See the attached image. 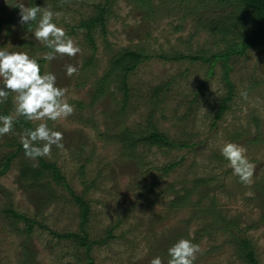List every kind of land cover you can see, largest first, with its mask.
<instances>
[{
	"label": "rangeland",
	"instance_id": "rangeland-1",
	"mask_svg": "<svg viewBox=\"0 0 264 264\" xmlns=\"http://www.w3.org/2000/svg\"><path fill=\"white\" fill-rule=\"evenodd\" d=\"M9 1L0 0V48L8 46L9 51L31 55L27 44L46 47L34 37L37 24L32 31L23 32L26 24L20 23L19 8L8 31L1 25L12 10L2 11ZM35 1V6H50L61 14L53 22L81 49L74 57L57 55L52 61L43 58L48 51L34 54L45 60L42 73L55 74L57 86L67 89V101L75 112L55 122L31 123L36 127L47 122L63 133L64 149L53 146L51 155L41 158L55 163L74 194L88 202V240L99 242L111 232L106 243L91 249L93 264H150L157 256L167 264L168 249L181 238L200 245L194 264H251L243 259L240 240L250 244L256 264H264V47L208 63L161 60L160 56L175 55L208 58L225 49L199 24L228 12L218 9L213 0H150L146 24L142 23L146 11H140L133 0ZM21 3L27 7L26 0L16 5ZM98 6L106 7L108 14L104 33L100 29L94 32L96 52L87 65L91 52L85 34L74 28L93 17ZM136 27L138 33L133 31ZM122 49L151 58L130 74L127 109L119 121L117 105L122 99L116 86L92 107L90 103L93 84L113 53ZM68 64L76 66L78 73L69 77ZM227 83L232 99L216 127L210 129L219 101L228 93ZM159 86H163L162 98L154 102L151 92ZM242 92L247 93L246 99ZM152 112L155 129L170 142L186 144L189 149L140 147L133 161L121 159L110 137L123 126L131 131L144 129ZM242 131L250 135L248 139L258 140L235 141ZM20 134L13 129L0 136V156L10 152L7 141L18 138L20 142ZM228 142L244 146L256 165L251 184L241 183L222 156L221 148ZM80 148L82 159L88 162L82 175L76 159ZM19 163L20 159L15 160L0 179V264H87L83 250L49 233L78 232L77 210L67 194L56 190L57 199L64 197L68 202H49L45 193L29 189L20 180ZM170 165L175 167L162 174ZM198 180L207 181L206 199L199 207L201 196L195 194L189 207L171 209L175 195H182L183 189ZM8 209L36 223L29 236L23 222L6 214Z\"/></svg>",
	"mask_w": 264,
	"mask_h": 264
},
{
	"label": "trees",
	"instance_id": "trees-1",
	"mask_svg": "<svg viewBox=\"0 0 264 264\" xmlns=\"http://www.w3.org/2000/svg\"><path fill=\"white\" fill-rule=\"evenodd\" d=\"M19 0H11L8 2L2 11L11 7L7 17L2 21L1 25H5L7 31L9 30L10 21L14 18L16 11V3ZM138 4L140 11L145 10V15L142 17V23L146 24L150 19L149 13L151 10L148 9L150 0H133ZM218 9L228 10L225 14L220 15L215 20L204 21V23L199 24L210 34L216 37L217 43L224 45L225 49L218 55L211 57L204 56H160L159 58L167 62H179L182 60L190 61H202L208 63L213 58L227 59L231 55L240 56L250 49H257L264 47V0H213ZM35 0H26V6H35ZM230 8V9H229ZM95 14L93 17L89 18L87 21L81 22L76 28L77 31L84 32V38L88 45L89 51L91 52L86 63L91 65L94 59V54L96 52L95 42L93 39L94 32L97 29L102 30L104 33L105 20L108 14V9L104 6H98L95 9ZM229 13V14H227ZM227 14V15H226ZM37 22H32L29 25L23 27V32L32 31L36 27ZM135 32H139V27L133 28ZM71 34V33H70ZM145 35V34H144ZM146 36V35H145ZM27 47L31 50V57L39 50L50 51L47 47L43 49H38L33 44H27ZM35 58V57H34ZM151 57L146 56L143 52H133L127 49L119 50L113 53L107 62L106 69L103 74L95 81L93 84V92L91 94L90 107L98 103L109 91L110 87L116 86L117 93L121 96L122 101L117 105L118 114L116 118H122L127 109V101L130 93L128 78L131 73H133L137 67H139L144 62L150 60ZM41 65V72L43 70V65L45 60H38ZM84 74V71H81ZM162 87L159 86L151 92L152 101H158L162 98ZM228 93L226 96L222 97L219 101V108L216 110L215 116L212 119L210 129L216 127V123L222 118L223 114L228 109V103L232 99L231 85L227 83ZM161 93V95H160ZM196 97L193 103H195ZM81 106V105H79ZM14 112V105L12 104V97L9 95L8 100L0 104V115H8ZM154 112L151 113L150 117L146 121V127L144 129H139L137 131H131L124 126L121 128L120 133L113 134L110 137V142L117 145L119 148L120 158L126 161H133L137 157V150L140 147L156 148L158 150H187L189 146L186 144H177L170 142L165 136L161 135L157 129L153 126ZM34 125L31 121H27L25 118L20 117L14 123V128L18 133H22L25 129L34 130ZM250 135L242 131L236 138L235 141L245 140L246 142H254L256 139H248ZM247 138V139H244ZM250 142V143H251ZM6 147L10 150L8 154L0 156V179L4 177L11 169L12 164L15 160L20 159L18 174L19 178L23 182H27L29 189L36 190L45 193L46 198L49 202L59 200L67 201L64 197L57 199L56 190H62L67 194L68 201L77 210L78 219V232L77 233H64L57 234L54 232H49L58 241L71 242L75 244V247L83 250L84 260L87 264H93L90 259V252L94 245H102L107 242L111 237V232L105 237V239L99 242H90L88 240V235L86 233V225L89 220L90 207L88 202H86L83 196H77L70 189L67 184L65 177L61 174L55 163H47L41 157L36 160L27 158L25 156V151L21 142L18 138L10 139L7 141ZM76 159L81 163L80 174L82 175L88 162L82 159V148L78 151ZM175 165H170L162 170L161 173H166L172 170ZM86 187V184H83ZM93 186V185H92ZM207 181L198 180L190 184V187L183 189L182 195H175L173 201L169 204L171 209H181L190 206V199L195 194L201 196V199L196 204L198 208L201 200H204L207 191ZM91 186H87V189ZM181 194V193H180ZM207 197V196H206ZM67 201V202H68ZM6 214L10 215L11 218L18 222H23L25 225V233L29 236L34 225L36 223L24 215L15 213L12 210H6ZM264 223V218L262 220ZM42 227V226H41ZM43 228V227H42ZM239 249L244 256V260H248L251 264H256L253 252L251 251L250 244L246 240H240ZM25 261L27 262L28 259Z\"/></svg>",
	"mask_w": 264,
	"mask_h": 264
},
{
	"label": "clouds",
	"instance_id": "clouds-1",
	"mask_svg": "<svg viewBox=\"0 0 264 264\" xmlns=\"http://www.w3.org/2000/svg\"><path fill=\"white\" fill-rule=\"evenodd\" d=\"M16 8L20 9L22 25L37 22L34 37L50 49L43 57L45 60L52 61L57 55L74 57L80 53L81 49L73 38L67 35L63 27L53 22L54 17L61 15L59 12H53L50 6L25 7L23 3L18 4ZM77 73L76 66L66 65V74L69 77ZM56 80L55 74L42 73L38 59L31 57L27 52L9 51L8 46L0 48V84L3 85L0 87V104L5 103L12 94L15 105L13 113L0 115V136L13 132L14 123L20 117L27 121L55 122L73 115L75 108L67 101V89L58 87ZM241 96L246 99L247 93L242 92ZM62 140L63 133L50 128L47 122L39 123L34 130L25 129L20 134L25 156L33 160L50 156L53 146L63 150ZM41 142L42 146H38ZM221 154L241 183H252L256 165L247 157V149L244 146L232 142L225 143ZM200 252L199 244L181 238L168 249L167 264H194ZM150 264H164V261L157 256Z\"/></svg>",
	"mask_w": 264,
	"mask_h": 264
}]
</instances>
